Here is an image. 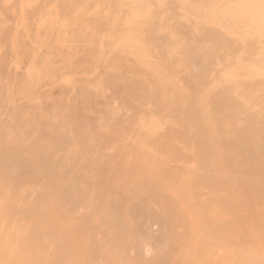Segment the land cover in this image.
Returning a JSON list of instances; mask_svg holds the SVG:
<instances>
[{
	"label": "bare ground",
	"instance_id": "6f19581e",
	"mask_svg": "<svg viewBox=\"0 0 264 264\" xmlns=\"http://www.w3.org/2000/svg\"><path fill=\"white\" fill-rule=\"evenodd\" d=\"M142 2L136 64L87 0H0V264H264V0Z\"/></svg>",
	"mask_w": 264,
	"mask_h": 264
},
{
	"label": "rangeland",
	"instance_id": "374dc122",
	"mask_svg": "<svg viewBox=\"0 0 264 264\" xmlns=\"http://www.w3.org/2000/svg\"><path fill=\"white\" fill-rule=\"evenodd\" d=\"M70 1V0H65ZM101 2H104L105 5L101 7V5L96 4L97 0H87V5L84 7L83 10L80 9V7L75 8L73 5L70 4V14H73L74 17L77 16V32L80 33L82 31H85L83 35H86L88 38V43H98L99 46L102 45L104 42L105 37H112L114 36V33H112L110 30L112 29H118L120 36L126 37V46L128 48V51L133 53L134 57L136 58V64L143 61V56L139 55L138 52L134 49V40L133 37L136 36L134 33L136 30H144L146 34L148 35H154L153 38H155V34H158L159 36H165L162 31L158 32L156 31V26L160 25V21L162 18V13L157 9V5L153 7H149L148 5L144 4L142 0H136V4H142L144 6V9L141 11H135L132 15H129L126 12L127 9V1L126 0H100ZM234 1V0H231ZM188 3V1H187ZM69 5V4H64ZM91 11V17L92 21L89 22L90 25H95V28H91L89 24L85 23V16L87 15L88 11ZM4 11H7L4 9ZM41 12L44 11L48 12L51 11L50 8H42L38 6L37 10L33 12ZM82 11V12H81ZM264 10H262L263 12ZM30 11L22 10L21 8H18L15 10L14 14L12 15L10 21H16L19 23V26L17 27L19 30L24 31L23 34H29V30L31 26H33V23L28 25V23L24 20V15ZM9 11H7V14ZM102 15H108L109 19L104 20L102 22ZM23 19V20H22ZM24 21V22H23ZM9 20L6 22L8 23ZM4 28H8V26L0 27V30L2 32H5L6 30ZM198 28V27H197ZM201 29V28H198ZM73 31V30H70ZM75 31V30H74ZM80 31V32H79ZM155 31V32H153ZM137 40V38H135ZM160 39V38H159ZM14 45V50L16 52L20 51V48L26 47L31 43V37L29 35H26L22 37L21 39H13L12 41ZM115 45L122 46L123 42L118 41L115 43ZM44 46V47H43ZM30 53L24 54L25 59H34L38 55L45 52V44H42L40 41L37 43H33L30 47ZM66 49L60 48V52L64 53ZM104 48L99 52L96 48L95 49H88L85 51L87 58L89 56H92L94 59H91L89 62L93 64V66L97 69H100V59L104 56L109 58V65L115 66V61H119L122 63L124 60V53L122 51H118L116 53L113 52H105L103 53ZM130 61L129 57L127 59ZM134 63H129L128 68H131L135 66ZM120 66V65H119ZM116 67V66H115ZM114 67V68H115ZM174 78H176V74L174 75ZM108 85L111 88H115L117 86V83L109 82ZM161 149V148H159Z\"/></svg>",
	"mask_w": 264,
	"mask_h": 264
}]
</instances>
